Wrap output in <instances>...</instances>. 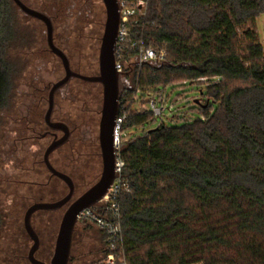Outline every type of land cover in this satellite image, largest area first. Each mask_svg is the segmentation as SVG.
I'll use <instances>...</instances> for the list:
<instances>
[{
	"label": "trees",
	"instance_id": "16d2710c",
	"mask_svg": "<svg viewBox=\"0 0 264 264\" xmlns=\"http://www.w3.org/2000/svg\"><path fill=\"white\" fill-rule=\"evenodd\" d=\"M146 1L144 42L166 55L139 69L125 66L122 76L133 75L134 85L121 94L126 260L264 264V46L255 29L264 0ZM14 7L0 0V112L12 88L6 52L15 38ZM173 79L202 87L199 117L155 125L150 110H130L137 90L162 89ZM233 80L244 84L227 89ZM103 244L98 264L107 254L104 235Z\"/></svg>",
	"mask_w": 264,
	"mask_h": 264
},
{
	"label": "flooded vegetation",
	"instance_id": "af4514ba",
	"mask_svg": "<svg viewBox=\"0 0 264 264\" xmlns=\"http://www.w3.org/2000/svg\"><path fill=\"white\" fill-rule=\"evenodd\" d=\"M50 12L52 42L67 56L70 70L86 77L97 76L99 74V47L105 22V9L102 1L100 0V6H97L96 0H54ZM36 20L40 21L39 19ZM41 23L43 24V22ZM43 26L45 28L44 24ZM45 44L46 50L58 62V65L56 64V76L53 81L45 83L39 81L31 85L32 93L35 94L33 108L28 107L25 112L22 111L12 116L13 125H9L8 130L15 133L12 137L14 148L11 149L15 155L14 161L21 163L27 155V153L24 155L20 153V148H17L18 144L23 147L22 143L32 142L35 148L34 155L37 157L32 161V164L34 166L35 163H38L44 167L47 172L46 180H31L19 176L9 177L6 181L9 185L37 187L36 190L34 188L32 195L20 197L23 199L21 206H24V213L34 203L56 202L64 198L69 192L68 183L61 177L51 174L44 159L46 150L53 146L47 156L48 162L56 171L71 180L73 190L70 198L60 207L50 210L38 209L31 215V225L39 238V247L34 256L48 263L53 250H49L48 240L43 241L36 227L49 226L48 223H51L52 226L58 223L59 226L66 208L93 186L100 179L103 171L99 126L103 94L99 82L76 76H72L64 84L53 88V85L64 77L65 70L61 59L50 51L46 42V35ZM50 94L52 106L50 116L46 120L45 115L49 108ZM121 103L120 97L117 116L122 109ZM116 119L110 125L115 160L114 132ZM36 217H38V225L34 224L33 219ZM22 227L24 229L23 221ZM24 233L32 244V240L25 229ZM73 235L74 231L72 239ZM72 244L71 241V249ZM19 251L21 250L19 249ZM27 254L24 256L26 259ZM17 257L22 258L21 255H13V258ZM68 264L98 263L88 262L84 254L79 255L77 259H72L70 250Z\"/></svg>",
	"mask_w": 264,
	"mask_h": 264
},
{
	"label": "rangeland",
	"instance_id": "374dc122",
	"mask_svg": "<svg viewBox=\"0 0 264 264\" xmlns=\"http://www.w3.org/2000/svg\"><path fill=\"white\" fill-rule=\"evenodd\" d=\"M21 1L27 6L49 15L54 0ZM96 1L97 6H100V0ZM14 12L15 38L6 52V58L13 66L12 88L8 105L0 112V216L2 219L0 226V264H29L24 256L27 254L31 242L26 237L22 227L24 206H21L23 199L20 197L32 195L34 188L36 190L37 187L9 185L6 179L21 176V178L27 177L31 180L45 181L47 172L38 163L33 166L32 161L37 157L34 155V145L30 141L22 143L23 147L18 144L17 148H20V153L23 155L27 153V155L21 163L14 161L15 155L11 149L14 148L12 137L15 133L9 132L8 129L9 125H13L12 116L22 111L25 112L28 107L33 108L35 94L32 93L31 85L39 81L40 83L53 81L58 62L46 50L43 24L21 13L16 7H14ZM255 29L261 45L264 46V14L256 18ZM160 49L165 50L164 47ZM132 81L133 75L131 79L122 81V87L131 88L134 86ZM178 81V79H173L169 82L170 85H163L166 87L162 89L150 87L137 90L130 99L132 101L130 110L133 112L149 110V99L156 98L165 106V111L160 118H157L155 125L163 123L166 126H178L185 121L199 117L200 114L196 107L198 102H204L201 98L202 87L199 84L179 86L176 84ZM203 82L206 83V81ZM243 84L236 80L225 81L227 89ZM37 219L38 217L33 219L36 225H38ZM48 224L49 226L36 228L43 241L48 240L49 250H53L58 223L54 226L51 223ZM74 229L72 259H77L79 255L84 254L88 262H98L103 256L102 250L104 249L102 232L94 225L82 223H76ZM13 255H21L22 258H13Z\"/></svg>",
	"mask_w": 264,
	"mask_h": 264
},
{
	"label": "water",
	"instance_id": "95a60500",
	"mask_svg": "<svg viewBox=\"0 0 264 264\" xmlns=\"http://www.w3.org/2000/svg\"><path fill=\"white\" fill-rule=\"evenodd\" d=\"M11 1L20 10L21 13L29 17L39 19L45 25L47 45L50 51L55 53L61 59L63 68L65 70L64 77L57 83H55L53 85V88L64 84L72 76L80 77L85 80L96 81L99 82L102 86L103 100L99 126L100 142L103 156V171L100 179L88 190H86L81 196L76 198L64 211L55 237L53 254L48 263L43 262L35 258L34 256L35 251L39 247V238L31 225V215L38 209L50 210L60 207L70 198L73 190L71 180L67 176L56 171L48 162L47 156L53 149V146H50L44 154L46 166L51 174L61 177L68 183L69 192L64 198L56 202H39L32 204L28 207L23 216L24 229L32 240V244L27 254L29 263L68 264L70 259L72 234L75 224L77 223V216L83 209L89 208L106 194L116 175V160L114 155L115 149L113 148L112 144L113 138L111 136L110 125L115 122L119 99L121 97L122 91V73L117 71L115 68L114 55V47L120 23V6L118 0H101L105 9V22L98 54L99 74L94 77H86L72 72L69 68L67 56L63 53V51H61L53 44L52 23L50 16L41 10L27 6L21 0ZM51 106L52 96L50 94L49 108L46 111L45 115L46 120H48L50 116Z\"/></svg>",
	"mask_w": 264,
	"mask_h": 264
},
{
	"label": "built area",
	"instance_id": "2783aa9c",
	"mask_svg": "<svg viewBox=\"0 0 264 264\" xmlns=\"http://www.w3.org/2000/svg\"><path fill=\"white\" fill-rule=\"evenodd\" d=\"M120 6V23L114 47L115 68L123 75L125 66H137L139 69L145 62L159 63L165 59L166 52L147 46L143 39L141 17L146 13V0H118ZM131 59L127 60V56ZM149 110L157 119L162 116L165 106L156 98L148 101ZM125 112L117 116L115 124L116 163L115 178L106 194L89 208L83 209L77 216L78 221L90 222L104 235L107 254L99 264H128L124 249L121 228L120 195L128 191L127 180L121 174L123 161L119 155L121 140L120 126L125 118Z\"/></svg>",
	"mask_w": 264,
	"mask_h": 264
}]
</instances>
